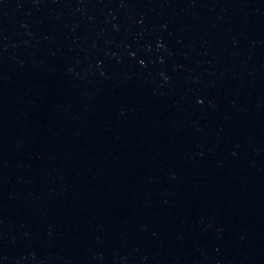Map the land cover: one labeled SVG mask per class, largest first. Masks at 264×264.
I'll return each mask as SVG.
<instances>
[{
	"label": "water",
	"instance_id": "1",
	"mask_svg": "<svg viewBox=\"0 0 264 264\" xmlns=\"http://www.w3.org/2000/svg\"><path fill=\"white\" fill-rule=\"evenodd\" d=\"M0 264H264V0H0Z\"/></svg>",
	"mask_w": 264,
	"mask_h": 264
}]
</instances>
